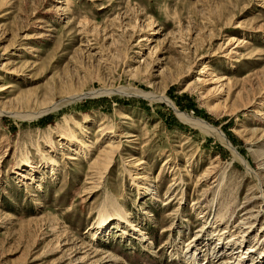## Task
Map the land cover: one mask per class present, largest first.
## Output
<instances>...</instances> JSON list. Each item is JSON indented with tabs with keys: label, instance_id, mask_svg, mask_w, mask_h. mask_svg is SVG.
Instances as JSON below:
<instances>
[{
	"label": "rangeland",
	"instance_id": "obj_1",
	"mask_svg": "<svg viewBox=\"0 0 264 264\" xmlns=\"http://www.w3.org/2000/svg\"><path fill=\"white\" fill-rule=\"evenodd\" d=\"M194 239L264 264V0H0V264H192Z\"/></svg>",
	"mask_w": 264,
	"mask_h": 264
},
{
	"label": "bare ground",
	"instance_id": "obj_2",
	"mask_svg": "<svg viewBox=\"0 0 264 264\" xmlns=\"http://www.w3.org/2000/svg\"><path fill=\"white\" fill-rule=\"evenodd\" d=\"M98 90V89H97ZM101 90V89H100ZM117 90V89H116ZM107 91V90H106ZM115 91V90H114ZM84 95H86V97H88L87 95H96V94H99V93H102V91H90L89 92H83ZM116 94H127L129 96H144L146 98H148L149 100L153 101V100H157V98L159 99V97H155L154 94L152 93H149L147 91H144L142 89H139V88H135V87H124V88H121L119 90H117L115 92ZM81 94V92H80ZM102 95V94H101ZM163 97V96H162ZM78 98V97H76ZM76 98H72L70 99L71 100H76ZM81 98V97H80ZM168 97H164L163 100H166V102H168L169 104H171V102H169L167 100ZM171 100V99H170ZM65 101V100H64ZM173 102V101H172ZM60 103H53V104H47V106L45 107V109L42 110V114L43 113H46L48 111H52L55 109V107H58L60 106L59 105ZM68 104V103H67ZM175 104V103H174ZM176 105V104H175ZM177 105H176V109H177ZM176 112V110H175ZM178 113L179 117L189 123L190 126L192 127H195V128H198L200 129L201 131L207 133V134H211V135H215L217 136L222 142H224L227 146H229L234 155L237 156L238 158H241L243 160V155H240V151L238 149H236L233 144L231 143V141L229 140V138L222 132V130L220 128H216L214 127L211 123L209 122H206V121H202V120H196L194 119L193 117L189 116V115H186L184 112H181L179 109H177V112L176 114ZM22 114L21 112H13L11 114V116H14V117H20ZM177 115V116H178ZM236 157V158H237ZM107 163H110L109 161H107ZM105 164V166H107L108 164ZM226 181H227V171L225 170L222 174H221V177L219 179V184H218V188L216 190V193L212 199V206H215V208H217V205H218V202L220 201L221 197H222V192H223V187L226 185ZM146 189H148L151 194L153 195H157L158 192L156 190H154L153 188H151L150 186L146 187ZM183 198V196L180 197V199ZM111 207L113 208V211L116 213L117 215V220L120 222H125L127 223V225H129L132 229H136L139 230L141 232V230L137 227L135 224L131 223L128 219V214L127 212L124 210V208L118 203V201L114 200L112 201L111 203ZM217 210V209H216ZM229 211V209H226V212H220L218 213L217 215H215V217L219 218V220H224L226 219V216H227V212ZM103 209L100 210V213H99V216H98V221H97V224L102 227L104 224L107 223L108 221V217L109 216H106L104 213H103ZM208 223L205 222L202 230L206 227V224ZM102 230H103V227H102ZM101 230V231H102ZM201 230V231H202ZM98 233H100L99 231H95L92 233V236L93 238H97L98 236ZM144 235V234H143ZM253 247H249L247 248L246 251H242V254L240 255L241 257H246L247 254H250L253 249ZM183 257L186 258V260L192 264H199L197 263V261H199V253H198V250H197V243L195 242V239L193 241H191L190 243H188L185 247V250L183 251V254H182Z\"/></svg>",
	"mask_w": 264,
	"mask_h": 264
},
{
	"label": "trees",
	"instance_id": "obj_3",
	"mask_svg": "<svg viewBox=\"0 0 264 264\" xmlns=\"http://www.w3.org/2000/svg\"><path fill=\"white\" fill-rule=\"evenodd\" d=\"M186 96V95H184ZM231 139L232 142L236 143L237 142V138L233 137L232 135H228ZM233 137V138H232Z\"/></svg>",
	"mask_w": 264,
	"mask_h": 264
},
{
	"label": "water",
	"instance_id": "obj_4",
	"mask_svg": "<svg viewBox=\"0 0 264 264\" xmlns=\"http://www.w3.org/2000/svg\"><path fill=\"white\" fill-rule=\"evenodd\" d=\"M173 108V107H172ZM174 109V108H173ZM175 110V109H174ZM223 132V131H222ZM224 133V132H223ZM225 134V133H224ZM226 135V134H225Z\"/></svg>",
	"mask_w": 264,
	"mask_h": 264
}]
</instances>
